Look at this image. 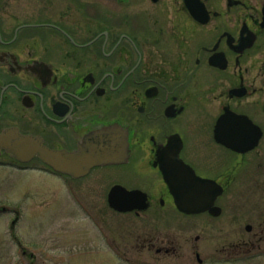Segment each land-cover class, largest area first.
Returning a JSON list of instances; mask_svg holds the SVG:
<instances>
[{
  "label": "flooded vegetation",
  "instance_id": "flooded-vegetation-1",
  "mask_svg": "<svg viewBox=\"0 0 264 264\" xmlns=\"http://www.w3.org/2000/svg\"><path fill=\"white\" fill-rule=\"evenodd\" d=\"M115 124L125 161L78 177L0 150L1 166L61 188L29 196L57 227L13 235L16 262L76 264V248L138 264L264 258V0H0V133L73 152ZM169 172L207 182L209 208L179 211Z\"/></svg>",
  "mask_w": 264,
  "mask_h": 264
},
{
  "label": "water",
  "instance_id": "water-1",
  "mask_svg": "<svg viewBox=\"0 0 264 264\" xmlns=\"http://www.w3.org/2000/svg\"><path fill=\"white\" fill-rule=\"evenodd\" d=\"M230 114L228 116L235 120L234 114ZM0 150L21 162L37 157L55 172L78 177L99 164L124 162L127 158V133L120 126L111 125L91 134L76 151L67 152L51 150L40 139L21 135L15 129H7L0 133ZM164 180L177 209L183 213L203 211L209 208L215 197V194H206L207 182L194 181L193 184L198 187L190 186L187 181L175 178L173 172L164 175ZM190 189H198L200 192H190ZM114 206L118 210L132 208Z\"/></svg>",
  "mask_w": 264,
  "mask_h": 264
},
{
  "label": "rangeland",
  "instance_id": "rangeland-1",
  "mask_svg": "<svg viewBox=\"0 0 264 264\" xmlns=\"http://www.w3.org/2000/svg\"><path fill=\"white\" fill-rule=\"evenodd\" d=\"M59 190V182L52 177L37 170H18L11 166L0 165V264H26L24 261L16 262L14 253L19 250L14 245L12 236L15 235L21 241V245H27L30 239H39L50 233V228L57 227V223L49 228H43L39 225L40 214L31 215L34 211L49 213L53 208L38 205L40 199L35 198L34 191ZM40 193V192H39ZM40 195V194H38ZM58 205V203H57ZM13 209L19 213V221L11 229V221L14 219ZM39 212V213H40ZM80 240V239H78ZM82 245V242H78ZM84 248V247H83ZM77 253L74 255L76 264H138L136 258L129 256V260L118 261L117 259L104 261L99 258L95 259L92 252L76 248ZM136 255V254H134ZM124 259V258H123ZM18 260V259H17ZM71 261V260H70ZM67 261L59 262L56 260L47 261L45 264H65ZM151 263V262H149ZM70 264V262H69ZM141 264V263H140ZM220 264H264V258H257L252 261H237L235 263Z\"/></svg>",
  "mask_w": 264,
  "mask_h": 264
}]
</instances>
